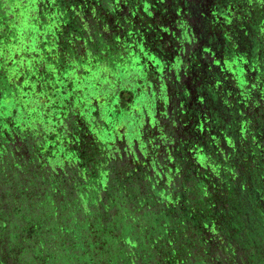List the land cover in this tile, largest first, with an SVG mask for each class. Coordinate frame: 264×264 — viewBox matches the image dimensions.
I'll list each match as a JSON object with an SVG mask.
<instances>
[{
    "label": "rangeland",
    "instance_id": "obj_1",
    "mask_svg": "<svg viewBox=\"0 0 264 264\" xmlns=\"http://www.w3.org/2000/svg\"><path fill=\"white\" fill-rule=\"evenodd\" d=\"M14 2V0H12ZM192 0H186V3L191 2ZM218 0H214L212 4H216ZM226 4L222 7H219L220 11L223 12V9L228 10L230 7V10L228 11L229 13L233 12V15L237 17L241 12H243L240 9H236L237 5L241 6L242 3H237L235 0H227ZM105 5L107 3H112V0H103ZM220 3V1H218ZM182 6L181 2H176L174 1V4L170 7H164L163 11L161 12V17L164 18L163 23L165 22H170L171 24L174 25L175 29L178 31V33L181 34V38L184 35L183 30L180 26H177L175 22V17L176 14L178 13V9ZM234 8V9H233ZM113 9V6L110 4L109 5V10ZM240 10V11H239ZM91 11V9H90ZM188 18L191 21V24L194 25L193 23H196L197 18L195 17V14L192 12H187ZM35 14H32V16ZM87 19V24H92V28L89 30V34H96L97 36V42L101 45L103 49L110 48V44L107 43V39H104L102 37V33H98L101 30L99 29L98 26H94V24L98 25L104 24V20L98 21L96 17V11H91L86 14ZM124 15L122 16L123 19ZM241 18L242 15H239ZM43 21L47 23V19L45 17H42ZM104 19L106 17L104 16ZM124 22V20H123ZM193 22V23H192ZM163 23H159L157 28L160 29L163 26ZM83 29L85 30V26L81 24ZM199 27V25H198ZM231 28V27H230ZM96 29V30H95ZM260 31L261 28L256 25L253 28H248L247 31L251 32L253 30V33L251 37L256 33H258V30ZM78 31H81L78 28ZM193 31V30H192ZM260 33V32H259ZM264 33V32H263ZM262 33V34H263ZM88 33H86L84 36H88ZM261 34V33H260ZM261 34V35H262ZM75 34H71L72 37H74ZM81 35L80 33L77 34V36ZM200 35L198 34H192L191 37L194 40V45L193 47L199 48L197 46L196 42H199L196 38ZM84 37V38H86ZM101 38L102 41H100ZM119 38V35H118ZM115 39V41L118 40ZM200 39V38H199ZM224 39V38H222ZM73 40H71V43ZM203 43V40H201ZM59 42L63 43V45L66 48L73 49L76 48L75 50L76 54H81L82 52H85L83 50H80L78 48L77 42H75L74 45L70 43H66V41H62L61 39ZM109 42V41H108ZM111 42V41H110ZM60 43V48H62ZM113 43V42H112ZM200 44V43H199ZM258 50L263 49V45H259L256 43ZM82 46V44H80ZM118 45V44H117ZM80 46V47H81ZM120 46V45H119ZM176 46V43H170L169 47L174 48ZM190 48V46H187ZM82 48V47H81ZM196 48V49H197ZM192 54V51H190ZM195 54L196 50H195ZM194 54V55H195ZM193 56V55H191ZM185 60V59H184ZM180 62V60H178ZM177 62L176 69L180 68V64ZM83 68L80 70V73L83 72ZM114 76V75H112ZM143 77L147 81V84L150 85L151 89L154 86V81L153 77L151 78V75L149 72H146ZM134 78H131L133 80ZM170 79L173 80V75L170 76ZM193 79L185 75L182 84H184V81H188V83L193 84ZM50 81V80H49ZM98 81V77L94 74H91V76L88 75V77L85 79V83L88 85L89 88H92V84H95V82ZM173 81L170 82V85L167 89V91L162 94V90L160 91L161 95H156L155 93L150 91V99L147 104V96L144 98V101H142V107H139V115L134 118V119H127L125 122H121L120 125L122 126L121 134L119 137H117L116 142L113 144V149L111 152H107V158L105 161L101 163L103 169L108 171V185L111 189H116V186L120 189V187H124L125 185V180L127 179L126 177L129 175V173L133 172V174L137 173L140 174V176L144 175H151V181H150V186H152L155 183H158V185H163L162 189H173L171 193L174 194L175 196V202H179L177 207L180 208V200L178 197V193L180 194V197L183 196L184 199H187L189 204L191 205L190 207L192 208H199V217L196 219H185L182 221L185 222H177L174 220H169V219H162L163 223L160 222H150L149 218L144 215V213L141 211V214L137 215H131L126 221L128 223H132L134 225L135 229L144 231V236H141L140 239L143 240L144 244H146L145 247H148L150 249V254L146 253L147 255H152L153 256V262L155 263L157 260H159V255L157 253V249L151 250V241L154 240L158 234L162 232L164 234L163 239L168 241L169 239H175L178 240L177 244L179 247H181L183 250L189 249L193 253V257L196 258V260L201 261V262H207L208 264H234L233 262H225L226 260L223 259L224 257H221L220 255V250H219V245H220V239L223 240L224 237L220 234L219 231H214V236L213 240H211V243L207 246L209 250L206 248L207 244V239H208V232L206 228H200V225H197L204 217V210L203 208L199 207V202H195V200H189L188 197H184V191L183 189H204L201 186V182L199 179L195 180L192 177L186 178V183L185 186L183 184L184 179L182 180L180 177L175 178L172 174L170 169L174 167L172 164L174 163V158L175 156L172 154L178 150H181L183 145L187 147V151L185 152L187 154V157L190 155V157H193L194 152H192L193 147L192 145L195 144L194 140H192V137L194 135V130L198 125L197 123H194L193 121L188 123L190 128H192L191 132L192 135L190 136L191 138H188L189 136L186 135V138H182L181 136L187 131V121L183 115V112L179 108L178 105V100L176 96L174 95V85L175 83L172 84ZM54 86L52 87L51 85L47 84L48 89L46 92H43L41 94V98L37 104V106L40 108L37 112V120L40 122L38 123L39 131L37 130L36 133L39 132V135L37 136L38 142L33 140L32 142H27V141H21L18 144H11L10 146H6L1 152L0 155V245L7 243V238L13 233L14 227L18 226L16 229L21 234V238L23 240L24 245H21L19 248L13 249L12 254L16 256L12 261L9 259L5 260L4 263L0 262V264H41L39 260H32L29 262H26L25 255L23 253V248L22 247H29L30 243L33 242L35 244V239L37 241L38 239V234L40 233L38 227H42V225H45L46 231L50 229L49 236L50 239L49 241L51 242L52 249H48V251L54 252L55 248H57L62 240L60 242L58 241L56 237V233L59 232V234L62 233L61 239H64L67 237L64 232H65V227L63 226L62 222L60 221L58 214L54 213L53 210H50L46 207H44V210L40 208L39 210H32L30 209L31 207V199L33 200V205L38 206L39 202L41 200L42 194L44 191L48 190L45 189V185H43V180H46L44 182H48L47 180L51 181L55 179L58 175V173L63 177H67L71 180V185L74 186V177L75 174L79 171H81L83 168H85L86 171L93 173L94 171L92 170H97V167H100V165L97 162V159H100V155L96 156V152L98 150L95 148L97 146V139L98 137H92L87 136L86 138H80L75 132V116L74 112H78V108H74V104L71 103L69 105H72L68 108V113L63 115V121L62 123L58 124L57 126H54L52 124H46L44 121L48 117H50L52 113V117L54 116L55 112L57 113L55 115V118L58 120L61 119L62 114L59 113L57 109H52L54 104H47L51 103L50 102V96L53 95L52 90L56 88V84H53ZM109 83H106L105 85L101 86L99 89L100 95L99 97L101 98V101L107 100L108 96H113L116 93H120L122 96L123 102L126 101H131L132 95L131 93L125 89L121 84L114 88L113 90L110 89V86L107 87ZM73 88V92H77L79 89V86L75 83ZM122 87V89H121ZM61 91L62 89H58ZM66 91L67 97L71 96V100L73 101L72 97L75 96L73 92H68V88L62 90L64 93ZM62 94V93H61ZM53 102V101H52ZM56 102L58 103H63V100L56 98ZM97 100L94 101L96 103ZM55 103V102H54ZM164 103L165 106L162 105ZM263 103V102H261ZM65 104V103H64ZM97 104V103H96ZM58 105V104H57ZM78 105V102L75 103V106ZM161 106V122H156V126L153 124V121L150 123L149 119L153 116L155 110L157 109L158 106ZM193 105V104H192ZM209 108V111L213 113V117L217 115L213 111V104ZM215 105V104H214ZM100 106V105H99ZM64 107V106H63ZM193 108L195 107L194 105L192 106ZM16 107L12 103L10 104V109L14 110ZM65 108V107H64ZM64 110V109H62ZM61 111V110H60ZM202 111V110H200ZM205 111H202L204 114ZM194 113V111L192 112ZM228 118H229V112ZM200 116L201 114H198ZM234 116L237 117L236 120H239V124H233V132H236L239 128L240 125L243 123V117H245V114H240L234 113ZM22 117V116H20ZM98 122L100 121L98 117H95ZM197 119V117L195 116ZM235 118V117H234ZM94 119V117L92 118ZM230 119V118H229ZM195 120V119H194ZM20 121V120H19ZM90 122V121H87ZM86 122L85 129L90 131V126H88V123ZM103 124V120L100 121ZM21 123V121H20ZM148 123L149 125L145 124ZM100 124V123H99ZM213 131L211 132V135H224V129L222 127H217L215 128V122H213ZM12 125V124H11ZM10 125V127H11ZM18 125V124H17ZM20 125V124H19ZM101 125V124H100ZM104 125V124H103ZM209 126V125H208ZM255 126V125H254ZM257 126V125H256ZM22 127V126H21ZM99 127V126H98ZM258 127V126H257ZM256 127V128H257ZM54 128V131L59 134L58 139H56L55 143L52 144L51 139H46L45 138V132H48V129L52 130ZM102 129V128H101ZM21 130H25V127H22ZM87 130V131H88ZM256 130V129H255ZM33 132V130L31 129ZM100 135V134H99ZM185 135V134H184ZM64 136H68L71 138V144L68 145L66 141L64 140L62 143V146H68L69 150L71 148L79 149L80 151L85 150L82 155L83 159L78 160L76 159L75 162L72 161L73 157H76L77 154H73L72 156L70 155V158L68 159L67 164L63 167L53 159L52 153H50L47 149L50 145L53 147L50 148L52 152H59V151H64L65 149L59 144L58 140L62 139ZM214 138V137H213ZM80 140V143H76L77 140ZM101 139V138H100ZM99 141V140H98ZM183 141L186 142V144H183ZM39 142H43L45 146L41 149L40 152H42V157L40 160H38V163L35 161V148ZM78 145V146H77ZM188 145V146H187ZM191 145V147H190ZM195 146V145H194ZM190 147V148H189ZM199 147V145H198ZM38 148V147H37ZM39 149V148H38ZM191 149L192 153L190 152ZM66 149L65 153L68 155L70 151H67ZM77 152V150H75ZM88 153V155H87ZM190 153V154H189ZM210 153V152H209ZM63 154V153H62ZM61 157V155H60ZM88 157H92L93 160L91 162L87 161ZM102 157V155H101ZM59 158V157H58ZM74 159V158H73ZM44 160V161H43ZM211 163L214 161L213 159H210ZM55 163V164H54ZM225 163L227 165H235L236 164V157L234 155H230L229 157L226 158ZM39 164V166L37 165ZM115 165V168L113 167ZM42 166V167H41ZM170 166V169H168ZM63 167V169L61 168ZM42 168V169H41ZM70 168V169H68ZM82 168V169H81ZM87 168V169H86ZM246 168V167H244ZM244 168L240 169V171L244 170ZM111 169V171H110ZM140 169V170H139ZM96 172V171H95ZM68 173V174H67ZM87 173V172H86ZM43 176H42V175ZM67 174V176H66ZM206 174V173H205ZM249 174V173H248ZM58 176V180L60 179ZM238 175V173H237ZM240 175H244V173H240ZM251 176V175H250ZM141 178V177H140ZM242 178V177H241ZM240 177L237 178L238 184H235L236 187L231 183L234 188L239 187L240 189H247V183ZM258 179V178H257ZM179 180V182H177ZM61 181V179H60ZM206 182V188L208 189H214L212 186H210V183H212L211 180L204 179ZM216 181H218V185H221L222 181H219L218 177H216ZM64 182V181H63ZM198 182V183H197ZM258 182L264 184V180H259ZM120 183H123L121 185ZM34 184V185H33ZM106 185V184H105ZM209 187H208V186ZM68 186V189H71ZM261 186V185H260ZM45 187V188H44ZM106 187V186H105ZM187 187V188H186ZM160 188V187H159ZM261 187V189H258L260 194L264 196V188ZM82 189H86L82 187ZM151 189H154V191L158 194L157 188L151 187ZM11 198L9 201L8 199ZM94 204H97V201L93 202ZM41 204V203H40ZM42 205V204H41ZM90 205V204H89ZM87 205V206H89ZM39 207V206H38ZM42 207V206H41ZM88 210L92 212V215L95 214V217H103L104 213L103 211L100 210V208L97 209H92L91 207H88ZM166 210V209H165ZM165 210H160L158 209L157 212L158 214L164 213ZM152 216H157L155 213H152ZM74 216V220L76 221V228L73 227L74 232H75V239L79 243L80 246L82 245V240H80L79 236L83 234L84 231V226L88 223L86 221L82 222L80 221V217L78 218V212L75 214H72ZM165 215V214H164ZM161 217V216H160ZM94 218V217H92ZM161 219V218H160ZM34 221L37 225V230H33L29 225L28 222ZM165 221V222H164ZM247 225V222H244ZM240 221L234 222V226L230 228V232L228 234H231V240H232V246L235 247V249H238L239 245H243L245 248L244 252L246 254V257L252 256L253 254L255 255H260V258L263 257L264 254V243L263 241H258L256 238H252L249 235H244L243 232H239L238 226H241ZM31 225V224H30ZM136 231V232H137ZM147 236V238H145ZM245 244V245H244ZM42 245H44L42 243ZM241 245V247H242ZM57 246V247H56ZM47 249V247H46ZM209 252V253H208ZM241 255V254H240ZM210 257V258H209ZM222 260H220V259ZM211 259V260H210Z\"/></svg>",
    "mask_w": 264,
    "mask_h": 264
},
{
    "label": "flooded vegetation",
    "instance_id": "obj_2",
    "mask_svg": "<svg viewBox=\"0 0 264 264\" xmlns=\"http://www.w3.org/2000/svg\"><path fill=\"white\" fill-rule=\"evenodd\" d=\"M112 1V3L110 2L105 5L103 0H14V2L12 0H0V91H2L3 95L5 96V98L2 99V102L4 101L5 108H10V104L16 100L15 97H11L10 94L14 96V91H19L20 93L22 92L20 87L25 85V82H23L24 79H22L23 77H30L31 79L27 81L30 82L31 86L36 88L43 84V92L47 91V84L51 85L52 87L54 86L53 84H56V88L52 90L53 95L50 96L51 103L47 104H54L51 105L53 106L52 109H57L59 113L62 114V117L60 120H58L55 118L57 113L55 112L53 117L51 113L49 118L51 124L57 126L58 124L62 123L63 115L67 114L68 108L72 106L69 104L73 103L74 108L76 107L79 109L78 112H74V124L76 126L75 132H77L76 135L82 139L86 138L87 136H91V138L99 136L97 139L98 152H96L95 155H100V157L102 152L104 155L108 156L107 154L112 151L111 147H113L114 142H116L117 137L120 136L122 130V126L120 125L121 122H118L116 119L121 116L120 114L122 110H127L130 108L131 104L130 101L123 102L120 93H116L115 95L113 94V96H108L107 100L101 101V98L99 97V89L106 83H109L107 87L110 86L111 90L119 86L120 75H123V72L129 71V68L133 67V60H135V58L143 55V53L136 55V52L139 51L138 48L141 50L143 49L144 45L146 47L152 48V44H150V42L147 40V29L142 27L140 31L137 29V24H127V17H131L130 19H132V22L134 21L132 13L129 10L130 5L136 4V0ZM219 1L221 4L214 5L212 4L214 0H192L186 4V7L192 11L193 14H195L196 18L198 14H204L207 17H214L218 14L214 9L216 7L223 8L226 2H228L227 0ZM147 2L148 0H139L138 4L145 3L143 5V8L145 7V9L155 7L153 3L148 4ZM110 4L113 6V9L109 10ZM90 9L91 11H96V17L98 21L104 20L103 25L94 24V26H98L101 30L98 33H102V37L107 39V43H109L111 46L109 49H103L101 47V45L97 42L96 34H89V30L93 26L92 24H87L89 19H87L86 14L91 12ZM32 14L35 15L32 16ZM123 15L124 17L122 19ZM104 16L106 19H104ZM42 17L47 19V23L43 21ZM198 21H201L199 17ZM81 24L85 26V30ZM220 24H222L221 21ZM224 24L227 25V23ZM78 28L81 31H78ZM199 28L200 26H196L195 34L200 33ZM243 29H246V27L244 26ZM235 32L242 39V43H237L232 47V49L235 50L233 53L240 54L242 49L250 42L248 41L246 43V36L250 35L251 33L248 34V32L245 30L240 31L238 28L235 30ZM79 33L81 35L77 36ZM86 33L89 34L87 37L84 36ZM71 34H75L74 37H72ZM198 37L200 38V36ZM117 38L118 40L115 41ZM60 39L72 45L77 42L78 48L85 52L76 54V48H66L63 43L59 42ZM99 39L104 43L101 38ZM71 40H73V43H71ZM198 40L201 43L202 39L200 38ZM19 43L23 44L24 46L27 44L32 45H29L30 47L27 49V51H23L21 56H17L18 60L13 64V62H9L7 60V53H10V50L8 49H10L12 45L15 44L18 46ZM60 43L62 48H60ZM80 44H82V46ZM5 48H7V52L5 51ZM31 48H34L39 52L34 51V49L32 50ZM33 55L35 56L33 57ZM257 55L258 59H262L263 62V54L260 55L259 53ZM263 65L264 63L262 66ZM82 68L84 70L82 73H80ZM229 71V73H231V70ZM95 73L98 77V81L95 82V84H92V88H89L85 83V79L88 77V75H95ZM253 76L251 75L250 79H252ZM14 81H20L21 84H19L21 86L19 85L18 87L13 84ZM75 83L79 86L77 92H73V85ZM185 83L192 90V94H194V92L197 90L196 83L193 85L188 83V81H185ZM216 83L218 84L219 82ZM229 83H231V79L228 77L223 78V82L220 83L219 86L222 84H228V88L233 85ZM223 87L226 88V86ZM60 88L62 90L68 88V92H73V94H75V96L72 97L73 101L71 100V96H66V91L64 93L62 90L59 91L58 89ZM234 92H237V90L234 89L233 91H228L227 96L230 100L233 99V95L238 97V99L242 97L241 95L237 96V94ZM41 97L42 96L39 95L38 99ZM208 97L204 103H200L193 108V119H195L193 122L197 123L200 121V123L198 122V125L195 128L196 130H194V136L192 140H194L195 144L192 145L193 147L190 145L191 149L193 148V151L189 149L190 152H198L200 150L198 145L202 146L203 144H208L207 142H209V144H215L213 138L214 135H211L214 124L208 119V117H212L211 112L209 111L211 105L209 104H213V102L215 103L216 101H213ZM56 98L63 100V103L60 104L56 102ZM95 100H97V104L94 103ZM76 102H78L77 106H75ZM217 103H220L219 110L216 109V105H213V111L218 114H223L222 110L226 108L225 102L221 100ZM200 110L205 111L206 113L198 116L197 113L200 114ZM8 115L12 121L18 119L14 112L10 113L8 111ZM93 117L94 119H92ZM95 117H98L100 121L103 120L104 125L102 122H98ZM86 122L91 128L90 131L85 129ZM215 128H217L216 124ZM235 136L237 143L232 145L229 148V151L232 155H234V157H236V160L240 165L239 168L236 169L238 177H242L241 179L247 183V189L249 190H246L245 192H247V194L252 198L254 197V202L261 204L262 207L261 209H258V211L264 212V196L260 194L258 190L261 189V187L264 188L263 182H258V179L264 180V136L259 135V132L256 130L254 131V128H251V126H239ZM56 137L57 138H55V140L58 139V136ZM181 137L184 139L186 138V135L183 134ZM64 140L68 145L73 144V142L71 144V138L68 136H64L62 139H59V144L61 143L60 145H62ZM76 143L79 144L80 140L78 139ZM183 144H186V142L183 141ZM184 147L185 146L183 145L182 148ZM75 148L76 146L69 150L68 146H64V149H68L67 151L77 154L78 156L85 151H80L79 149ZM185 149L188 148L185 147ZM75 150H77V152ZM106 150L108 153H106ZM81 158L83 159V157ZM202 159H204V161ZM205 159L206 158H200V156H198L196 159L195 157H190L189 160L192 164L191 167H193L192 170L194 175L202 182L204 181L202 178L206 179L205 176L200 173L201 170L203 171L207 169ZM91 160H93V158L88 157L87 161L91 162ZM99 163L101 162L99 161ZM202 163H205V166H202ZM185 167L190 169L187 162H185ZM242 168H244V170L240 171ZM242 172L244 175L241 176L240 173ZM139 178L140 177H137V179ZM203 183L206 184L205 181ZM214 185L216 188L219 187L218 184ZM204 189L208 188L205 187ZM236 189L240 188L237 187ZM221 208L222 207L212 206L211 215L215 218V221L222 216L221 215L219 217L220 214H223ZM229 219V225L231 228L234 226V222L237 221V218L235 219L230 217ZM259 220L262 221L261 227L263 228V231L261 228H259L260 225L258 223L254 228L252 225H249L248 222L247 225L243 222V224L238 226V228L240 227L239 232L244 231V235L247 234L252 238H256V240L259 242L263 241L264 243V217ZM258 228L259 232H254V230ZM223 231L225 230L223 229ZM207 232L208 236H210L208 230ZM231 243L233 242L231 241ZM241 245L238 246V249H235L236 253L237 255L241 254L246 256L244 252L245 248L243 245L241 247ZM230 248L232 249V245H230ZM258 262L264 264V254L262 258H260V255L257 256L256 254L248 256L247 264H257Z\"/></svg>",
    "mask_w": 264,
    "mask_h": 264
},
{
    "label": "trees",
    "instance_id": "obj_3",
    "mask_svg": "<svg viewBox=\"0 0 264 264\" xmlns=\"http://www.w3.org/2000/svg\"><path fill=\"white\" fill-rule=\"evenodd\" d=\"M29 45L27 44L24 46L21 43H19L18 46L16 44L12 45V47L8 49L10 53H7V60L13 62V64L16 63L18 60L17 56H21L23 51H27L30 47ZM5 51L7 52V48H5ZM34 51L39 52L35 49ZM34 56L35 55H33V57ZM22 79H24L23 82H25L23 86L20 85V81L13 82L16 86H21L22 92L14 91V96L9 93L11 97H15L16 99L13 102L16 107L14 110H10L9 107L5 108L4 101L2 102L5 96L2 91H0V155L7 145L10 146L13 143L18 144L21 141L32 142L35 140L38 142L37 136L39 132H36L37 130L39 131L38 123L40 122L37 120V111L40 108L37 104L40 100L38 96L44 91H42L43 84L36 88L31 86L30 82L27 81L31 79L30 77H23ZM8 111L10 113L14 112L18 119L12 121V119L9 118ZM49 118L50 117L44 120L46 124H51ZM21 126L25 127L24 131L21 130ZM58 135L59 134L54 131V128H52V130L48 129V132H45L44 136L46 139H51L53 144ZM35 145L37 146L35 148L34 157L36 163H38V160L42 157V152L40 151L45 144L39 142ZM51 147L53 146L50 145L47 149L52 153L51 158L53 157L55 161L64 167L70 155L72 156V152H69L67 155L65 149L62 152L59 151L55 153L50 150ZM62 147L64 148V146ZM96 149L98 150L97 146ZM186 151L184 147L172 153L175 156L174 163L172 164L174 167L170 169V166H168L171 174L176 179L179 177L182 180L184 179V186L187 180L186 178L194 176L193 179L195 178V180H197L192 170L193 167H191L192 164L189 161L190 157H187V154L184 153ZM81 157L82 156L77 155L73 157L74 159H70L75 162L76 159L80 160ZM106 158L107 156L102 152V157L97 159L100 167H97V170H92L94 171L93 173L86 171L85 168H81L82 170L75 174V176H77L74 177V186L71 185L72 179L70 180L68 178V173L66 174L67 177H62L58 173L57 177L60 175L61 177L59 178L61 181L60 179L58 180L57 177L51 181L47 180L48 182H44L46 180L42 179L43 185H45V187L47 186V188H44L48 190L43 192L38 205L39 207L34 206L33 200L31 199L30 209L39 210L42 208L44 210V207H46L53 210L54 213H57L60 221L65 227L64 234L67 237L61 239L63 236L62 233L59 234V232H57L56 237L59 242L60 240H62V242L58 247L56 246V252H54V249L53 252L48 251V249H52L51 242L49 241L50 237H48L50 229L46 231L45 225L43 224L41 228L38 227L40 233L38 234L37 241L35 239L36 243L33 244V242H31L29 247H22L26 257L25 261L39 260L41 264H208L207 262L196 260L191 250H183L179 247L177 244L178 240H164V234H162V232L150 242L151 250L157 249L159 255V260L155 263L153 262V256L149 255L150 249L145 247L146 244L140 239L141 236H144V231H137L131 221L128 223L126 219L129 220L128 218L131 215H139L142 211L144 215L149 218L150 222L163 223L162 219L166 218L170 221L185 222L182 220L198 218L200 209L190 207L191 205L188 200L184 199L183 196L180 197L179 193L178 197L182 200H180L181 204L180 208H178L177 205L179 202H175V196L171 193L173 189H162L163 185H158V183L149 187L151 175L140 176V174L137 175V173L133 174V172H128L129 175L126 177L125 186L123 183H120L124 187H120L119 189L118 186H116V189H111L107 186L108 171L106 169L104 170L101 165ZM99 161L101 163H99ZM185 162L188 163L190 169L185 167ZM205 162H207L206 164L209 168L203 171L201 170V174L214 171L218 172V175H230V180L228 181L230 184L233 183L236 187L235 184H238L237 178H239L236 169L240 166L237 160L235 165H227L225 161L222 160L218 163L214 161L216 163L213 162V164L209 163L210 161H207V159ZM37 165L39 166V164ZM202 166H205V163H202ZM63 167L61 168L63 169ZM113 167L115 168V165H113ZM230 170H234L235 173L233 172L231 175V172H229ZM137 177L141 178L137 179ZM202 180L204 179L202 178ZM177 182H179V180ZM200 182L201 186L205 188L206 185L203 183L204 181ZM229 182L224 184L221 182L218 188L215 187L213 182L210 183V186L214 189H183L184 197H188L190 201L195 200V202H199L198 206L204 210V217L200 219L197 225L209 231L210 236L207 239L206 248L210 245L211 240L215 238L213 234L214 231H219L222 237H224L223 240L220 239L221 243L219 245V250L221 257H224L223 259L226 260L225 262L231 261L234 264H247L248 257L237 255L235 247L232 246V249L230 248L232 240L230 238L231 234H228V232H230L229 218H237L242 224L243 222H248V224L252 225L254 228L258 223L260 225L259 228L262 230V221L259 219L264 217V212L258 211V209L262 207L261 204L254 202V197L252 198L249 196L247 192H245L246 189H236L232 185H229ZM67 185H69L71 189H68ZM82 187L86 189H82ZM151 187H158V194L154 189H151ZM8 200L10 201L11 198ZM94 201H97V204H94ZM212 206L222 207L221 211L223 214H220L219 217L222 216L216 221L211 215ZM88 207L92 209L100 208L104 216L102 218L100 216L95 217V214L92 215ZM158 209L166 210L164 213L158 214ZM77 212L80 221L88 222L84 226L83 234L79 236L83 246H80L74 237L75 232L73 227L76 228V221L72 214H76ZM152 213H155L157 216H152ZM28 225L33 230H37V224L34 223V221L28 222ZM17 227L18 226L14 227L13 233L7 238L8 242L0 245V262L2 263L7 259L12 261L16 257L12 254L13 249L24 245L21 234L18 229H16ZM259 228L255 229L254 232H259ZM223 229L225 231H223ZM145 238H147V236H145ZM42 243L44 245H42ZM207 250H209V248H207ZM146 253L149 254L147 255ZM258 263L261 264L260 262ZM221 264H223V262H221Z\"/></svg>",
    "mask_w": 264,
    "mask_h": 264
},
{
    "label": "water",
    "instance_id": "obj_4",
    "mask_svg": "<svg viewBox=\"0 0 264 264\" xmlns=\"http://www.w3.org/2000/svg\"><path fill=\"white\" fill-rule=\"evenodd\" d=\"M174 1L182 3V6L177 8L178 13L176 14L174 22L177 26L182 28L184 34L182 38L174 25L168 21L164 24V18L161 17V12L164 7L172 6ZM218 1L215 5L221 4V2L219 3ZM235 1H237L238 4L242 3L241 6L237 5L236 8L237 10L240 9L243 11L239 14L242 15L241 18L239 15L235 17L233 12L229 13L228 11H232L230 7L226 11L223 9V12L216 7L214 10L219 15L207 17L204 14H198L196 23L192 22L194 25L191 24L188 18L189 14L187 12L192 11L187 9L186 4L188 3H186V0H148V4L153 3L155 5V7H150L149 9L143 8L145 3L138 4L139 0H136V4L130 5L129 11L132 13L134 21L132 22V19H130L131 17H127V24H137V29L140 31L142 27L147 29L146 35H148V39L147 37L146 39L152 44V48L146 47L145 45L141 50L138 48L140 52L137 51L136 55H140V53H143V55L135 58V60H133V67L129 68V71L123 72V75H120L119 84L131 93L132 99L130 101L131 107L127 110H122L121 116L116 119L118 122H125L127 119L136 118L140 114L139 111L141 112L142 110H139V107H142L141 102L144 101L146 96L148 104L150 91L152 90L156 95H161L160 91L162 90V94H164L170 82L173 81L172 84H176L174 85V95L178 100L179 108L183 112L187 124L194 120L192 106L204 103L208 96L211 100L216 101L215 103L213 102V105L215 104L218 110L220 103L218 104L217 102L222 100L226 104V108L222 110L223 114L217 113V115L213 117V113L211 112L212 117H208L212 123L215 122L216 127H222L225 134L219 135L220 137L215 134V144H209V142H207L208 144L199 145L198 148L200 150L194 152L193 158L195 157L196 159V157L200 156V158H206L207 161H210L209 163H211L210 159L218 163L220 160L225 161L227 157L232 155L229 148L237 143L235 136L236 132H233V124L239 123V120H236L237 117L233 115L236 112L238 115L245 114V117H243V124L240 125V127L251 126V128H254V131L256 129V131L259 132V135L264 136V65L262 66L264 63V50H258L256 46V43L264 46V0ZM198 17L201 19L200 22L198 21ZM220 21L222 24H220ZM159 23H163L160 29L157 28ZM224 23H227V25ZM198 25L200 26L199 36L203 40V43L202 41L201 43L196 42L197 46H199V48L196 47V49L193 47L194 40L191 35L196 33L195 28ZM256 25H258L261 30L259 31L257 29V35L255 33L251 37L253 30L248 32L247 29L249 27L253 28ZM244 26L246 29H243ZM237 28L240 29V31H247L248 34L251 33L246 36V43L248 41L250 42L242 49L240 54L233 53L235 50L232 49L237 43H242V39L235 32ZM259 32L263 34L261 35ZM196 39L198 40L199 37ZM170 43H176V46L170 48ZM187 46H190V48ZM195 50L197 54H195ZM190 51H192V54ZM259 53L260 55L263 54V62L262 59H258L257 54ZM178 60H180V62ZM177 62H179L180 68L176 69L175 65ZM229 70H231V73H229ZM146 72L150 73L151 78L153 77V79H151L154 81L152 89L150 85L147 84L149 80L143 77ZM171 75H173V80L170 79ZM185 75L193 79V84L196 83L197 90L194 94H192V90L186 85L185 81L184 84H182ZM251 75H254L252 79H250ZM227 77L231 79V83L229 84L233 85L228 88V84L219 86V84L223 82V78ZM131 78L134 79L131 80ZM216 82L219 83L217 84ZM223 86H226V88ZM234 89L237 90V92H234L237 96H242L240 97L241 99H238L235 95H233L232 100L229 99L227 93ZM162 105L165 106L164 103H162ZM161 108L162 107L159 105L153 116L149 119V122L151 123L153 121L155 126L157 121L161 122ZM228 112L230 113V119L228 118ZM205 113L206 112H204V114ZM200 114H203L202 111ZM145 124L149 125L148 123ZM191 129L192 128H190L188 124L187 131L184 133L189 136L188 138H191ZM202 160L204 161V159ZM213 162L211 164H213ZM206 166L209 168L208 165ZM229 172H231L230 174L232 175L234 171L230 170ZM217 173L218 172H209L203 175L214 184H218L216 177H218L219 181H222L223 184L229 182L230 175H218Z\"/></svg>",
    "mask_w": 264,
    "mask_h": 264
}]
</instances>
